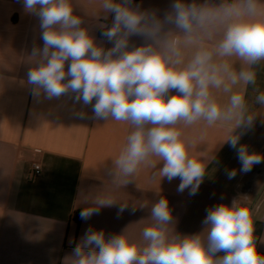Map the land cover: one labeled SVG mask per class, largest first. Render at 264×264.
Returning a JSON list of instances; mask_svg holds the SVG:
<instances>
[{
  "label": "crops",
  "instance_id": "0c3cea01",
  "mask_svg": "<svg viewBox=\"0 0 264 264\" xmlns=\"http://www.w3.org/2000/svg\"><path fill=\"white\" fill-rule=\"evenodd\" d=\"M70 2L96 46L110 50L114 41L101 35L112 24V15L103 11V0ZM174 2L133 0L141 11L155 13L161 20ZM183 2L223 10L240 6L242 0ZM260 21H264V0H256L254 14L210 21L194 26L191 33L166 23L153 39L129 38L127 51L150 46L167 57L176 71L186 69L199 52H211L210 64L220 70L230 91L223 85L210 86V102L227 112L233 94L244 97L241 126H237L241 115L211 125L200 119L192 124L181 120L172 126L181 133L189 155L205 164L203 182L193 196L189 189L177 191L179 178L169 182L159 176L162 162L155 156L143 161L131 176L120 173L115 161L136 130L130 121L97 117L95 100L84 104L71 90L51 99L42 89L38 97L33 95L28 72L38 59L33 49L43 48L39 18L24 10L22 0H0V264H73V249L90 228L102 230L106 240L124 235L138 247H146L142 233L156 223L151 208L161 198L168 200L173 217L167 226L170 238L204 234L208 209L241 201L252 212L257 251L264 255V162L241 172L237 152L227 143L229 137L239 135V143L249 152L264 156V103L257 99L264 95V60L249 65L217 51L229 24ZM67 67L68 63L66 71ZM241 71L254 72L255 83L231 84L229 75ZM249 117L251 126L247 125ZM144 127L147 130L152 125ZM34 163L41 165L42 172L31 179ZM233 169L236 175L229 179L227 173ZM101 200H110L112 205L82 220L81 211ZM122 205L125 211L118 217Z\"/></svg>",
  "mask_w": 264,
  "mask_h": 264
},
{
  "label": "clouds",
  "instance_id": "9594fccd",
  "mask_svg": "<svg viewBox=\"0 0 264 264\" xmlns=\"http://www.w3.org/2000/svg\"><path fill=\"white\" fill-rule=\"evenodd\" d=\"M22 2L27 13L39 18L42 30L43 48L33 49L32 55L38 59L28 72L33 95L38 97L42 89L51 99L71 90L84 104L95 100L93 110L97 117L130 121L136 130L128 136L126 148L115 161L120 173L131 176L143 161L155 156L162 162L158 173L161 178L169 182L179 178L177 191L189 189V195H196L205 176V164L189 155L181 133L172 126L181 120L192 124L200 119L211 125L231 115H241L237 120V126H241L244 97L233 94L227 112L210 102V86L223 85L225 91H230L220 70L210 64L211 52H199L186 69L176 71L167 57L150 46L127 51L129 38L153 39L166 23L191 33L194 26L210 21L254 14L256 0H242L240 6L223 10L175 0L163 20L155 13L141 11L133 0H103L104 13L112 15L111 27L101 33L109 42L114 41L108 51L97 47L81 27L82 20L73 14L70 0ZM217 51L220 56L235 55L249 65L264 60V21L229 24ZM229 79L233 85L238 81L254 84L256 76L252 71H241L231 73ZM171 90L177 94L169 95ZM257 99L264 103V95ZM146 124L152 127L145 130ZM251 124L249 117L247 125ZM239 141L240 136L233 135L227 143L237 152L240 171L246 173L264 162V156L249 152ZM235 175V169L227 173L229 179ZM111 205L110 200H101L95 207L84 208L81 219L87 220L101 207ZM125 207L119 208L118 217ZM151 215L156 223L143 230L146 247H138L124 235L106 240L102 230L90 228L73 249V264H264V255L257 251L252 212L239 200L208 209L203 221L206 232L192 237H169L167 226L173 217L166 198L152 206ZM220 253L223 255H217Z\"/></svg>",
  "mask_w": 264,
  "mask_h": 264
},
{
  "label": "built area",
  "instance_id": "2783aa9c",
  "mask_svg": "<svg viewBox=\"0 0 264 264\" xmlns=\"http://www.w3.org/2000/svg\"><path fill=\"white\" fill-rule=\"evenodd\" d=\"M41 172H42L41 165L38 163H34L32 166V171H31L29 178L34 179L38 177L39 175H41Z\"/></svg>",
  "mask_w": 264,
  "mask_h": 264
}]
</instances>
